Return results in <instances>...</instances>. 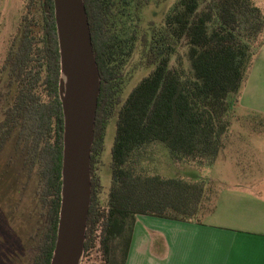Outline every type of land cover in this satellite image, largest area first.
<instances>
[{
	"label": "trees",
	"instance_id": "1",
	"mask_svg": "<svg viewBox=\"0 0 264 264\" xmlns=\"http://www.w3.org/2000/svg\"><path fill=\"white\" fill-rule=\"evenodd\" d=\"M151 1L84 0L101 79L85 262L96 250L99 264H124L138 214L189 221L214 209L203 204L209 191L205 179L154 171L156 147L165 146L176 164H213L235 117L233 101L264 43V11L252 0H174L160 23L151 21L142 31V9ZM120 22L131 25L126 35L118 32ZM138 43L152 69L122 97L123 68ZM181 43L189 68L181 61L170 66ZM59 76L53 0H27L0 66V183L11 172L1 157L13 153L23 178L20 189L30 185L24 200L17 191L6 196L0 188L1 210L10 207L32 217L24 233L20 228L14 243L9 240L19 259L15 264H49L54 248L63 136ZM113 116L111 184L103 205L93 167Z\"/></svg>",
	"mask_w": 264,
	"mask_h": 264
},
{
	"label": "rangeland",
	"instance_id": "2",
	"mask_svg": "<svg viewBox=\"0 0 264 264\" xmlns=\"http://www.w3.org/2000/svg\"><path fill=\"white\" fill-rule=\"evenodd\" d=\"M252 1L264 11V0ZM26 2L27 0H0V66L5 58L10 40L17 31L20 16L25 11ZM173 2L174 0H152L142 9L139 28L144 31L151 21L157 24L160 23ZM119 24L118 32L121 35H126L130 32V23L122 24L120 22ZM185 52L186 47L181 43L171 57L170 66H176L181 61L184 68H189ZM151 69L152 66L147 65L145 60L142 59V46L141 43H138L123 68L122 97H125L132 87L144 75L148 74ZM233 106H235V101H233ZM234 113L235 117L229 127V136L225 138L223 148L211 165L197 167L189 162L176 164L170 159L168 149L165 146L159 144L156 147L154 156L155 172L166 177L181 176L189 180L200 178L206 180L209 191L203 200L205 210L210 205H216V197L219 192L229 191L236 188L237 185H243V174L264 173V116L245 113L241 107L235 109ZM115 124L116 116H113L108 120L104 134L103 150L93 167L94 174L100 179L101 187L99 188L98 196L103 205L106 204L111 184L110 163L111 148L115 136ZM1 159L5 160L7 171H11L7 173L0 183V188L3 189L4 195L8 196L17 191L21 200L26 199L30 185L23 183L24 188L21 186L20 189L19 187L22 185L23 180L18 172L19 158L13 153H7ZM11 210L10 207H5V210L0 209V264H15L19 262L15 250L11 249L9 240L10 243H12L11 240L14 243V238L19 235L18 233L20 231L24 233L26 227L32 221V217H29L27 214L24 217L22 211ZM198 217L200 220H210L205 211L200 212ZM20 228L21 230L19 231ZM15 247H18V245ZM99 263L100 253L96 250L92 253L91 259L85 262L84 258H82L81 262V264Z\"/></svg>",
	"mask_w": 264,
	"mask_h": 264
},
{
	"label": "crops",
	"instance_id": "3",
	"mask_svg": "<svg viewBox=\"0 0 264 264\" xmlns=\"http://www.w3.org/2000/svg\"><path fill=\"white\" fill-rule=\"evenodd\" d=\"M239 107L264 116V43L234 111ZM207 214L208 221L137 215L124 264H264V173L243 174V185L219 192Z\"/></svg>",
	"mask_w": 264,
	"mask_h": 264
},
{
	"label": "water",
	"instance_id": "4",
	"mask_svg": "<svg viewBox=\"0 0 264 264\" xmlns=\"http://www.w3.org/2000/svg\"><path fill=\"white\" fill-rule=\"evenodd\" d=\"M63 114L61 189L49 264H81L91 202L90 154L100 75L84 0H53Z\"/></svg>",
	"mask_w": 264,
	"mask_h": 264
}]
</instances>
